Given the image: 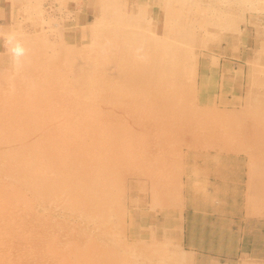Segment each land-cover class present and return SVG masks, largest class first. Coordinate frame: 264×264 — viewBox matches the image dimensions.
Here are the masks:
<instances>
[{
  "label": "rangeland",
  "instance_id": "rangeland-1",
  "mask_svg": "<svg viewBox=\"0 0 264 264\" xmlns=\"http://www.w3.org/2000/svg\"><path fill=\"white\" fill-rule=\"evenodd\" d=\"M0 147V264H264V0H0Z\"/></svg>",
  "mask_w": 264,
  "mask_h": 264
},
{
  "label": "bare ground",
  "instance_id": "bare-ground-1",
  "mask_svg": "<svg viewBox=\"0 0 264 264\" xmlns=\"http://www.w3.org/2000/svg\"><path fill=\"white\" fill-rule=\"evenodd\" d=\"M261 28V27H260ZM261 33V32H260ZM77 51V50H76ZM75 58H76V56H75ZM168 74H170V73H168ZM11 122V121H10ZM21 123H22V121H20ZM24 123V122H23ZM22 125V124H21ZM20 129V128H19ZM18 140V139H17ZM35 143V142H34ZM95 145V144H94ZM95 147V146H94ZM1 148V147H0ZM5 150V149H4ZM102 158V157H101ZM27 161H28V159H27ZM37 166V165H36ZM38 174V173H37ZM29 184V183H28ZM40 185V184H39ZM66 186V185H65ZM32 189V188H31ZM29 195V194H28ZM14 196V195H13ZM19 197V196H18ZM9 198V197H8ZM72 200V199H71ZM19 201V200H18ZM28 202V201H27ZM74 202V201H73ZM10 203V202H9ZM28 204V203H27ZM4 205V204H3ZM10 205V204H9ZM22 205V204H21ZM9 207V206H8ZM25 207V206H24ZM73 207V206H72ZM7 208V207H6ZM2 209V208H1ZM20 210V209H19ZM86 210V209H85ZM84 210V211H85ZM13 213V212H12ZM3 215V214H2ZM82 216V215H81ZM83 217V216H82ZM7 218V217H6ZM5 218V219H6ZM92 220H94V219H92ZM6 221H8V220H6ZM20 223V222H19ZM1 224V223H0ZM3 224V223H2ZM1 224V225H2ZM6 225H7V223H6ZM13 225V224H12ZM92 225V224H91ZM5 227V226H4ZM5 231H6V229H5ZM4 231V232H5ZM103 231V230H102ZM1 232V231H0ZM0 234H2V232L0 233ZM3 236V235H2ZM21 237V236H20ZM2 242V241H1ZM9 251V250H8Z\"/></svg>",
  "mask_w": 264,
  "mask_h": 264
}]
</instances>
